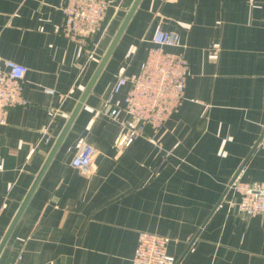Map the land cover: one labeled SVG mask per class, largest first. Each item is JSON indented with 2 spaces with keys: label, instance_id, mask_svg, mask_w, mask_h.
Wrapping results in <instances>:
<instances>
[{
  "label": "crops",
  "instance_id": "0c3cea01",
  "mask_svg": "<svg viewBox=\"0 0 264 264\" xmlns=\"http://www.w3.org/2000/svg\"><path fill=\"white\" fill-rule=\"evenodd\" d=\"M85 45L60 29L59 0H0V59L27 67L26 104L0 125V236L132 0H106ZM179 34L184 99L157 131L113 146L132 75L156 28ZM45 89H51L47 93ZM264 0H140L91 93L0 253V264H131L140 231L168 239L176 264H264V215H244L228 185L264 181ZM85 145L91 170L70 165Z\"/></svg>",
  "mask_w": 264,
  "mask_h": 264
},
{
  "label": "built area",
  "instance_id": "2783aa9c",
  "mask_svg": "<svg viewBox=\"0 0 264 264\" xmlns=\"http://www.w3.org/2000/svg\"><path fill=\"white\" fill-rule=\"evenodd\" d=\"M106 0H59L63 22L60 33L80 47L93 37L104 18ZM179 34L162 30L153 32L152 46L141 64L140 70L132 75H119L112 83V95L129 85L123 105H114L108 116L117 123L113 146L122 149L134 139L143 136L148 127L157 132L166 119L176 112L184 99L189 64L181 52H170L166 48L178 45ZM27 67L13 60L0 59V125L6 121L9 109L26 104L24 81ZM52 93L51 89H45ZM264 148V126L258 143ZM95 149L85 145L71 158L70 165L82 171L91 170ZM4 160L0 156V171ZM228 190L237 200L230 204L244 215H264V181L244 182L235 178ZM168 239L155 232L140 231L131 264H176V259L167 252Z\"/></svg>",
  "mask_w": 264,
  "mask_h": 264
},
{
  "label": "water",
  "instance_id": "95a60500",
  "mask_svg": "<svg viewBox=\"0 0 264 264\" xmlns=\"http://www.w3.org/2000/svg\"><path fill=\"white\" fill-rule=\"evenodd\" d=\"M139 2H140V0H132L131 4L129 5L128 9L126 10V13L123 16V18H122L118 28L116 29L112 39L110 40L105 51L101 55L100 60L98 61L96 67L94 68L93 72L91 73V75H90L88 81L86 82L84 88L82 89V91H81L78 99L76 100L71 112L67 116L60 132L56 136V138H55V140H54V142H53V144H52V146H51V148H50V150H49V152H48V154H47V156H46V158H45V160L41 166V168L39 169L38 173L36 174L32 184H31L30 188L28 189L26 195L24 196L22 202L20 203L17 211L15 212V214H14L12 220L10 221L8 227L6 228L5 232L3 233V235L0 236V253H1L2 249L4 248L6 241L9 237L10 233L12 232L18 218L20 217L24 207L26 206L34 188L38 184L42 174L44 173L46 167L48 166L49 162L53 158L57 149L59 148V146L63 142L68 130L70 129L74 119L76 118L78 112L80 111L81 107L83 106L84 102L86 101L88 95L91 93L92 88H93L98 76L100 75L105 64L107 63L108 59L112 55V52H113L119 38L121 37L126 25L128 24L133 13L135 12ZM260 138H261V135H260L258 141L256 142L255 146L259 143ZM237 174L238 173H236L234 175L231 182L237 177Z\"/></svg>",
  "mask_w": 264,
  "mask_h": 264
}]
</instances>
